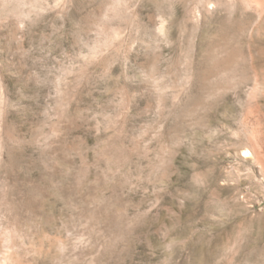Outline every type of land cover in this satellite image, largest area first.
Segmentation results:
<instances>
[{
  "label": "rangeland",
  "instance_id": "374dc122",
  "mask_svg": "<svg viewBox=\"0 0 264 264\" xmlns=\"http://www.w3.org/2000/svg\"><path fill=\"white\" fill-rule=\"evenodd\" d=\"M0 264H264V0H0Z\"/></svg>",
  "mask_w": 264,
  "mask_h": 264
}]
</instances>
